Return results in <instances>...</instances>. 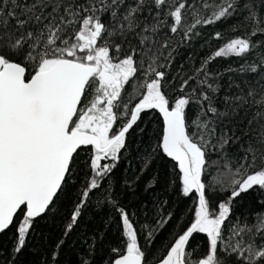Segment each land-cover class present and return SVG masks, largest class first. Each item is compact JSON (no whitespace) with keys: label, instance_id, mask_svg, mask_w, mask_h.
I'll list each match as a JSON object with an SVG mask.
<instances>
[{"label":"snow or ice","instance_id":"obj_1","mask_svg":"<svg viewBox=\"0 0 264 264\" xmlns=\"http://www.w3.org/2000/svg\"><path fill=\"white\" fill-rule=\"evenodd\" d=\"M226 21L242 34L225 40L216 31L213 39L222 45L185 72L177 64L181 49L201 35L199 28ZM259 37L264 0H0V234L15 228L13 254L66 187L82 181L64 236L93 198L110 206L122 239L108 264H264ZM231 57L243 62L225 73L240 82L229 76L221 95L225 73L209 66ZM151 112L162 118V129L143 154L141 173L162 153L178 170L167 187L178 184L195 203L193 219L159 257L148 248L156 229L143 234L142 244L111 184L130 134ZM81 152L88 154L83 164ZM157 183L153 177L145 190ZM220 193L226 198L214 201ZM245 194H255V203L241 221L234 204ZM196 233L206 235V251L192 249ZM63 243L51 254L53 264ZM93 249L80 264H93Z\"/></svg>","mask_w":264,"mask_h":264},{"label":"trees","instance_id":"obj_2","mask_svg":"<svg viewBox=\"0 0 264 264\" xmlns=\"http://www.w3.org/2000/svg\"><path fill=\"white\" fill-rule=\"evenodd\" d=\"M187 22H192L191 17ZM232 23L233 21L218 22L215 25L199 28L201 35L191 42L190 47L181 49L177 64L184 63L185 72H190L193 66L198 67L206 55L215 51L224 42L213 39L216 31L223 32L225 40L241 35L243 30L241 32L230 30ZM259 39L264 40V37ZM242 62L235 57L218 58L209 67L213 72L225 73L229 65L236 68ZM229 76H232L237 83L240 82L239 76L225 73L220 80V84L224 86L221 95L228 90ZM161 129L162 118L158 113L151 112L144 116L143 122L130 134L127 150L122 151L121 160L111 177L116 198L132 214L131 218L135 226L141 230V243H144V233L156 229L155 239L148 246L154 257L166 252V246L170 245L176 235L181 233L193 219L195 208L193 199L180 194L178 184L174 188L167 187L178 171L174 170V162L170 158L160 153L147 171L141 173L143 154L150 145L155 146ZM87 155L81 152V164L87 159ZM136 177L139 179L137 180ZM153 177L158 178V183L154 188L145 190ZM125 181H132L131 187H127ZM81 183L82 181L77 182L74 187H66V194L57 202L56 208L37 221L35 232L30 235L25 248L19 254H13L15 228L0 234V264H53L51 254L60 240L64 243L58 250L59 255L55 264H80L81 258L88 253L90 246H94L90 257L93 264H108L112 256L110 249L119 245L122 239L119 216L110 206L98 205L93 198L92 202L83 209L82 216L73 230L67 237L64 236L65 226L70 221L71 211L77 202V189ZM218 198L224 199L226 194L213 196L214 201ZM163 201H167V204L163 205V210L160 211ZM250 203H255V194H245L243 199L234 204L235 215L241 221L248 215ZM169 214L168 223L159 227L157 220L161 217L168 218ZM250 219L249 217V222ZM145 225L148 227L145 228ZM190 245L196 252L206 251V235L194 234L190 238Z\"/></svg>","mask_w":264,"mask_h":264}]
</instances>
